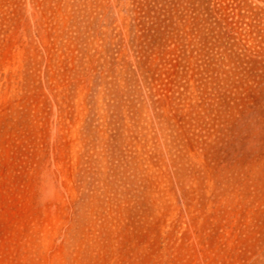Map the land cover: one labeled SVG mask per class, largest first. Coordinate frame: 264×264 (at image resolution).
<instances>
[{
    "label": "rangeland",
    "instance_id": "rangeland-1",
    "mask_svg": "<svg viewBox=\"0 0 264 264\" xmlns=\"http://www.w3.org/2000/svg\"><path fill=\"white\" fill-rule=\"evenodd\" d=\"M0 264H264V0H0Z\"/></svg>",
    "mask_w": 264,
    "mask_h": 264
}]
</instances>
